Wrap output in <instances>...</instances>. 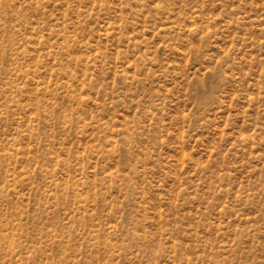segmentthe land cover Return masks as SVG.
<instances>
[{
  "label": "rangeland",
  "instance_id": "1",
  "mask_svg": "<svg viewBox=\"0 0 264 264\" xmlns=\"http://www.w3.org/2000/svg\"><path fill=\"white\" fill-rule=\"evenodd\" d=\"M0 264H264V0H0Z\"/></svg>",
  "mask_w": 264,
  "mask_h": 264
}]
</instances>
